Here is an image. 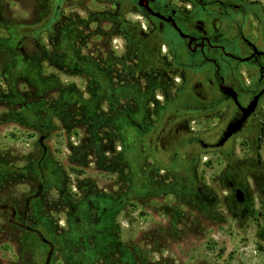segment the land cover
I'll list each match as a JSON object with an SVG mask.
<instances>
[{
  "label": "rangeland",
  "instance_id": "374dc122",
  "mask_svg": "<svg viewBox=\"0 0 264 264\" xmlns=\"http://www.w3.org/2000/svg\"><path fill=\"white\" fill-rule=\"evenodd\" d=\"M239 1L263 49L264 0ZM116 2L0 0V264H264V144L249 135L179 175L158 169L136 112L202 101L204 88L171 70L141 14L113 22ZM111 23L135 25V43L109 29L100 39ZM176 43L178 62L200 61ZM207 119L189 129L224 128Z\"/></svg>",
  "mask_w": 264,
  "mask_h": 264
},
{
  "label": "flooded vegetation",
  "instance_id": "af4514ba",
  "mask_svg": "<svg viewBox=\"0 0 264 264\" xmlns=\"http://www.w3.org/2000/svg\"><path fill=\"white\" fill-rule=\"evenodd\" d=\"M174 1L178 0H119L116 3L120 8L106 10V14L110 15L115 23L126 14H141L145 17L151 32L157 35L164 46L167 45L169 52H172L173 68L171 70L181 72L185 82L195 80L204 88L205 98L202 101H195V103L186 101L184 104L172 106L163 105L165 107L153 105L151 106L153 109L148 107L149 110L140 108L135 115L141 118V121L135 120L137 128L150 130L148 157L155 162L158 169L170 175L174 173L179 175L186 161L197 162L201 152L212 151L218 154L225 150L228 144L234 143L237 138L254 135L253 143L256 148H262L264 144V48L250 40V34L245 32L251 9L243 2L184 0L183 3L177 4ZM59 9L58 6L52 20L58 18ZM99 27L104 30L99 36L100 39L106 38V31L109 29L115 33L125 32L123 36L132 39L135 43V25L126 26L124 29L113 23ZM177 41L181 42L180 48L184 47L190 56H199L200 61L178 62L176 58L180 49L176 46ZM96 55V50L90 52V56ZM219 55L221 66H218L212 58ZM100 58L101 66L98 73L101 80L107 79L108 67L105 65L107 60L102 55ZM115 63L119 62L115 61ZM209 63H213L216 67L214 71L207 66ZM245 64L251 66L244 67ZM113 68L118 70L117 72L123 69L119 65ZM133 71L132 80H135V60ZM100 87L103 90L108 89L104 81H101ZM254 101H256V107L245 119L241 129L220 145L227 128L240 121ZM199 118L220 121L224 128L215 133H213V127L204 132L189 129L188 121ZM183 157L186 159L183 160ZM228 186L237 204L246 205L245 189L232 181ZM239 191L242 192L243 203H239L236 199Z\"/></svg>",
  "mask_w": 264,
  "mask_h": 264
},
{
  "label": "water",
  "instance_id": "95a60500",
  "mask_svg": "<svg viewBox=\"0 0 264 264\" xmlns=\"http://www.w3.org/2000/svg\"><path fill=\"white\" fill-rule=\"evenodd\" d=\"M255 107H256V101H254V102L249 106L248 112H246V113L244 114L243 118H242L240 121H237V122L231 124V125L228 127V129H227V131H226V133H225V135H224V138H223V140H222V142H221L220 145H223V144H224L229 138H231L233 135H235V134L241 129V127H242V125H243L245 119L250 115V113H251L252 111H254V108H255ZM236 199H237V201H238L239 203H243L244 199H243V197H242V192H241V191H239V192L236 194Z\"/></svg>",
  "mask_w": 264,
  "mask_h": 264
}]
</instances>
